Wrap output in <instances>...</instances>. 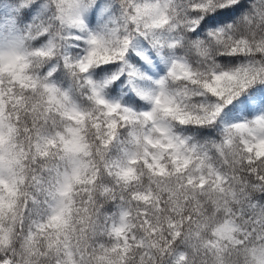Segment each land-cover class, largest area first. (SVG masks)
<instances>
[{
  "label": "snow or ice",
  "instance_id": "obj_1",
  "mask_svg": "<svg viewBox=\"0 0 264 264\" xmlns=\"http://www.w3.org/2000/svg\"><path fill=\"white\" fill-rule=\"evenodd\" d=\"M0 264H264V0H0Z\"/></svg>",
  "mask_w": 264,
  "mask_h": 264
}]
</instances>
